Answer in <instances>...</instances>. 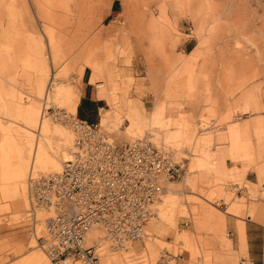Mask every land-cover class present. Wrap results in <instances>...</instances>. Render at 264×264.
<instances>
[{
    "label": "rangeland",
    "instance_id": "rangeland-1",
    "mask_svg": "<svg viewBox=\"0 0 264 264\" xmlns=\"http://www.w3.org/2000/svg\"><path fill=\"white\" fill-rule=\"evenodd\" d=\"M43 26L54 35L55 59L48 60ZM186 41L198 44L195 54L181 49ZM51 67V89L67 85L79 96L83 70L100 73L103 85H92L109 116L107 130L97 122L102 133L113 143L150 141L183 171L167 184L182 203L153 205L143 238L110 250L106 261L104 249L99 264H261L240 252L236 224L264 216V2L0 0V264H32L34 252L51 264L38 244L27 250L48 217L38 211L33 232L28 194L31 178L58 172L28 171L24 206L12 175L28 140L16 129L30 125L21 118L29 106L38 119L75 132L76 113L43 101ZM126 105L138 110L131 114L139 126ZM167 216L171 222L160 223ZM183 235L189 246L175 241Z\"/></svg>",
    "mask_w": 264,
    "mask_h": 264
},
{
    "label": "built area",
    "instance_id": "built-area-1",
    "mask_svg": "<svg viewBox=\"0 0 264 264\" xmlns=\"http://www.w3.org/2000/svg\"><path fill=\"white\" fill-rule=\"evenodd\" d=\"M73 127L77 136L61 170L29 181L28 218L34 232L38 211L52 212L37 237L52 264H99L102 248L118 250L143 238L153 204L183 171L150 141L113 143L97 123L79 119ZM94 227L102 236L89 243Z\"/></svg>",
    "mask_w": 264,
    "mask_h": 264
},
{
    "label": "bare ground",
    "instance_id": "bare-ground-1",
    "mask_svg": "<svg viewBox=\"0 0 264 264\" xmlns=\"http://www.w3.org/2000/svg\"><path fill=\"white\" fill-rule=\"evenodd\" d=\"M45 13L48 15L47 11H45ZM41 32L47 41V43H46L47 49L46 50L48 53V58H49L48 60H51L52 56L55 59V54H50V50H52L51 48H53L55 50V39H54V35H53L51 29L47 26H43V28H41ZM95 39L98 40L97 38H94V40ZM53 51H52V53H54ZM39 55L42 56V50L39 53ZM37 58H39V57H37ZM37 62L39 63L40 61L37 60ZM55 64H57V63L54 62L53 65H55ZM49 66H50V64H49ZM50 71H51L50 79L48 80V84H47L46 89H45L46 91L44 92L45 95H44L43 101L49 100L52 104H58L62 108H64V107L67 108L71 113H76V107H77L76 105H77V102L79 100V94L74 90V88H72L71 86H67V85H57L51 89V85L53 84L55 74L53 73L54 71H53L52 67H51ZM112 103H113V101H112ZM37 108H38V106H37ZM130 108H132V107L129 106V108H128L129 112H128L127 117L131 121V124L135 126V125H138L139 123H142L141 121L139 123H137L138 122L137 121V119H138L137 115L138 114L135 115V117L137 116L136 118L133 117L131 114L132 109H130ZM133 110H135V108H133ZM136 111H138V110H136ZM23 116H25V121L29 122L30 125L27 126L28 124H26V126H23V127H25L24 129H26V130H19V131H18V129H16V130H17V133L19 135V140L23 141V139L25 140V138H27L28 140H25V142H27L25 145H24V143L22 145L19 144L20 146L18 148V156H17L16 162H14L12 175H14L15 178H17V181L20 182L21 187H19L20 192H19L18 196L20 199V203H22L24 206V203L26 201V187L24 185V180L26 178L28 171L31 172L34 169V166H37V167H40V168H42L46 171H49V172H59L62 168V164H60L59 161L62 162V161H65L68 159L66 157L71 152H67V147L71 146L72 142L74 141V139L77 136V132L76 131L73 132V131L69 130L63 124H60V123H57L54 121L51 123H46L43 121V118L38 119L36 116V108H34V107L31 108V106H29L27 108V111H25L23 114H21V118ZM15 118H17V117H15ZM141 120H143V119H141ZM7 122L12 123V124L15 123V121H11V120H7ZM108 124H109V116L107 113L106 114L104 113L101 120H100V127L105 128V127H107ZM32 127H35V128H32ZM27 132L30 134H26ZM9 135L12 137L11 134H9ZM28 156L30 157L29 160L27 158ZM48 174H53V173H48ZM167 189H168V187L163 192V194L160 196L161 197L160 201L156 202V204H153L154 206L156 205V207L173 208L178 203H181V200L176 195V193L172 192L173 190L171 191V190H169V189L167 190ZM30 191L31 190H30V184H29V193H30ZM41 210H43V209H41ZM51 215H52V212L50 211L48 213V217ZM40 222H42V220ZM42 224H43V222H42ZM101 236H102L101 231L97 230V228L94 227L93 229H91L88 232L87 240L89 243L94 242L98 238L101 239ZM37 237L38 236H37V233L35 231L33 234V237L29 241V246L27 249L28 251L31 252L33 249H35L37 247V244H38L37 243ZM38 247H40V246H38ZM104 248L106 250V247H104ZM104 248H102V249L104 250ZM126 248L127 247H125L124 249H126ZM40 249L43 252V254L45 255V257L47 258V260L52 264V262L50 261L49 257L46 255V253L44 252L42 247H40ZM102 251L99 254L100 255V261H101ZM109 251L110 250L108 249L102 253V256H105L104 261L109 260L110 256L112 257L113 254H111V253H113V252H109ZM30 261L32 264H41L43 262V258L40 255V253L34 252L30 258Z\"/></svg>",
    "mask_w": 264,
    "mask_h": 264
},
{
    "label": "crops",
    "instance_id": "crops-1",
    "mask_svg": "<svg viewBox=\"0 0 264 264\" xmlns=\"http://www.w3.org/2000/svg\"><path fill=\"white\" fill-rule=\"evenodd\" d=\"M198 44L194 46V43L191 41H186L181 49L184 52H188L187 54L190 56L192 55V52L195 54L196 53V48ZM199 48V47H198ZM195 49L194 51H192ZM90 66V65H89ZM92 69V67L90 66ZM96 71V69L94 68ZM100 73H91L89 68H85L81 74V84H80V96L79 100L77 102V107H76V116L79 120L86 121L87 123H97L99 120V126H100V120L103 116V114L106 112H103L101 114V111L105 109L106 107V102L105 100L96 97L94 95V88L92 84L100 83V85H103V81L97 80L98 78L96 77ZM101 76V75H99ZM101 81V82H98ZM115 98L111 97L110 102L111 104L112 101H114ZM145 107V106H144ZM128 105H126V113L128 116ZM155 111V110H154ZM101 114V117H100ZM108 114V113H107ZM128 118V117H127ZM129 119V118H128ZM131 123V121H130ZM235 124V123H234ZM110 125V124H109ZM132 125V124H131ZM135 127L134 125H132ZM108 127H105L103 129H108ZM174 134V133H172ZM170 135V134H169ZM173 137V136H169ZM260 137H262L260 135ZM241 152V151H240ZM252 178H249L246 176V181H251ZM169 190L173 188H168ZM167 189V190H168ZM172 191V190H171ZM175 193V191H172ZM177 195V194H176ZM178 196V195H177ZM181 200V199H180ZM182 203V201H181ZM264 204V202H262ZM170 219L172 217H166L165 222H160L163 225H166V222H171ZM170 224V223H169ZM157 225V224H155ZM153 225V226H155ZM221 225L226 227V219L221 220ZM152 226V225H151ZM169 227L174 230L175 228L170 224ZM151 228V227H150ZM159 229L158 233H161L163 231V228L161 229L159 226L157 227ZM236 237H237V244L239 246V250L241 253L248 254L250 255L251 259L260 262L261 264H264V216H259L256 221L249 220L245 224L241 221L240 223L236 224ZM179 240V241H178ZM175 241L177 243L183 244L185 246L190 245V238L188 236H184L181 238H175ZM172 244V242H170Z\"/></svg>",
    "mask_w": 264,
    "mask_h": 264
}]
</instances>
